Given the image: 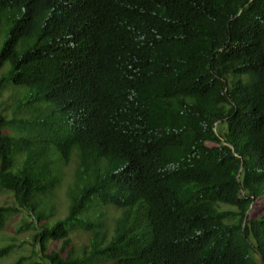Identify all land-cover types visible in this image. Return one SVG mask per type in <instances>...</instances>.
I'll list each match as a JSON object with an SVG mask.
<instances>
[{"label": "trees", "instance_id": "1", "mask_svg": "<svg viewBox=\"0 0 264 264\" xmlns=\"http://www.w3.org/2000/svg\"><path fill=\"white\" fill-rule=\"evenodd\" d=\"M9 88L0 232L32 231L10 264H264V0H0Z\"/></svg>", "mask_w": 264, "mask_h": 264}, {"label": "rangeland", "instance_id": "2", "mask_svg": "<svg viewBox=\"0 0 264 264\" xmlns=\"http://www.w3.org/2000/svg\"><path fill=\"white\" fill-rule=\"evenodd\" d=\"M14 91L6 89L0 97V107L7 108V114L10 115L16 105L17 95H14ZM77 166V157L76 155L72 159V163L69 166L63 168V179L62 184L59 188H57L50 197L46 200L50 205H54L56 208L55 217L52 218V222L56 220H60L65 218L67 215V207H68V199H67V192L71 182V176L73 170ZM0 199L1 203L6 206H14V198L12 194L6 192H0ZM262 211H264V197L258 199L253 205L251 206L248 212V218L252 219L257 217ZM114 214H110V217ZM22 219H25L27 223H30V218L26 213L13 216L9 219L7 228L0 232V247L6 246L8 244L13 245L14 251L12 252L11 256L3 258L0 260V264H10L16 261L21 256H32V248L30 246L31 241V227L25 231L19 232L20 227L23 226ZM23 228V227H22ZM73 243L78 250V253H81L82 247L89 244L90 237L88 234L83 233L81 231H76L72 235ZM52 248V244L50 246ZM24 264H29L25 262Z\"/></svg>", "mask_w": 264, "mask_h": 264}]
</instances>
